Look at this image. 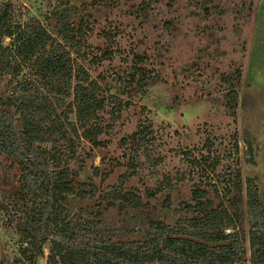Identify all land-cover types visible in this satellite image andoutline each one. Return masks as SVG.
<instances>
[{
    "label": "rangeland",
    "instance_id": "1",
    "mask_svg": "<svg viewBox=\"0 0 264 264\" xmlns=\"http://www.w3.org/2000/svg\"><path fill=\"white\" fill-rule=\"evenodd\" d=\"M0 4L9 5L18 22L39 21L69 50L74 68L83 67L99 86L101 108L86 125L75 117L72 93L63 97L38 85L27 95L51 102L55 116L72 107L62 117L65 136L52 152L59 153V167L76 185L90 183L94 192L84 199L66 195L62 202L70 216L99 218L114 240L138 241L149 219L180 225L190 213L179 209L192 202L194 188L206 189L210 197L216 189L222 194L236 172L244 194L246 178H254L264 209V0ZM62 25L67 36L74 33L68 42L59 35ZM9 42L5 38L3 45ZM35 79L30 64L18 74L0 73V98L19 128L21 84ZM231 93L235 102L227 101ZM94 125L101 128L98 145L85 135ZM143 126L150 130L147 142L129 139ZM22 171L15 158L0 154V203L19 189ZM120 191L136 193L147 205L124 206L114 198ZM5 217L0 209V264H31V251L23 253L25 245L5 227ZM241 224L249 264L246 215ZM48 253L46 242L34 264H46Z\"/></svg>",
    "mask_w": 264,
    "mask_h": 264
},
{
    "label": "trees",
    "instance_id": "2",
    "mask_svg": "<svg viewBox=\"0 0 264 264\" xmlns=\"http://www.w3.org/2000/svg\"><path fill=\"white\" fill-rule=\"evenodd\" d=\"M65 26L59 35L68 42L74 33L68 37ZM5 38L10 39L8 45H3ZM28 64L36 79L21 84L25 97L22 94L16 107L20 128L0 98V154L15 158L23 170L19 189L9 194L6 203H0V209L6 214L5 227L25 245L23 253L31 251V264L46 242V264H246V237L241 224L244 215L250 225L249 264H264V209L254 178H246L244 194L238 172L228 177L222 194L215 190L214 197L202 187L194 188L192 202L182 203L179 209L190 213L180 225L171 227L162 220L149 219V229L138 241L114 240L102 229L99 218L82 221L70 216L62 202L65 196L84 199L94 192L90 183L76 185L68 170L59 167V153L52 152L65 136L62 117L66 119L72 107L55 116L51 102H38L27 95L38 85L63 97L72 93L75 117L86 125L101 108L99 86L83 67L74 68L69 50L39 21L31 18L18 22L10 6L0 4V73L18 74ZM135 71L144 73L140 67ZM235 100V95L229 94L227 101ZM100 133L96 125L85 131L94 145L99 144ZM148 133L150 130L143 126L129 139L147 142ZM114 198L134 209L147 205L132 191L117 192ZM164 205L169 206L168 198Z\"/></svg>",
    "mask_w": 264,
    "mask_h": 264
},
{
    "label": "water",
    "instance_id": "3",
    "mask_svg": "<svg viewBox=\"0 0 264 264\" xmlns=\"http://www.w3.org/2000/svg\"><path fill=\"white\" fill-rule=\"evenodd\" d=\"M0 257H1V245H0Z\"/></svg>",
    "mask_w": 264,
    "mask_h": 264
}]
</instances>
